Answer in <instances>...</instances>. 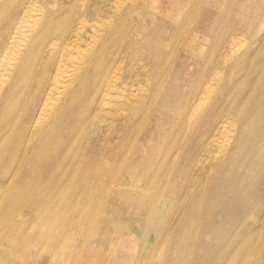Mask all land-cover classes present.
<instances>
[{"label": "bare ground", "instance_id": "bare-ground-1", "mask_svg": "<svg viewBox=\"0 0 264 264\" xmlns=\"http://www.w3.org/2000/svg\"><path fill=\"white\" fill-rule=\"evenodd\" d=\"M114 1L0 0V245L8 246L0 264H20L22 256L27 264H225L223 240L238 236L242 224L249 232L236 238L238 255L227 263L264 264L257 252L247 259L244 244L263 238L264 227L252 231L246 219L224 226L230 214L240 218L250 211L254 218L257 202L264 206V189L254 196L256 185L264 184V83L257 81L264 79V49L253 54L263 66L249 73L256 77L250 81L252 53L235 49L243 31L229 35L221 25L223 36H214L211 52L198 56V76L185 92L181 74L168 82L158 70L148 74L149 67L163 69L170 64L169 48L183 47L207 28L199 14L212 11L208 0H131L119 8ZM245 1H237L236 18L246 17ZM90 17L107 19L104 29L92 35ZM91 36L94 48L80 56L79 46ZM186 48L187 61L206 49ZM223 58L231 63L229 77L212 97L208 85L210 93L203 91ZM185 60L177 58L178 65L185 67ZM122 63L128 65L125 77H119ZM128 86L135 89L125 100ZM154 114L160 117L143 143V126ZM177 188L186 193L178 191L180 212L166 223L174 228L158 232L142 260L151 230L167 221L162 204ZM94 196L110 199L108 213L96 210ZM25 208L35 214L31 230L16 219ZM86 224L97 227L86 232ZM179 237L194 242L185 249ZM39 238L46 241L40 249L33 245ZM125 244L128 249L119 252ZM196 254L203 258L195 260Z\"/></svg>", "mask_w": 264, "mask_h": 264}, {"label": "rangeland", "instance_id": "rangeland-1", "mask_svg": "<svg viewBox=\"0 0 264 264\" xmlns=\"http://www.w3.org/2000/svg\"><path fill=\"white\" fill-rule=\"evenodd\" d=\"M116 1V2H115ZM113 3H112V7H116L115 5H117V7L116 8H119V7H122V6H124V5H126V3H128L129 1H131V0H115ZM118 1V2H117ZM120 1H121V3H120ZM215 3H214V2ZM217 0H208V4H207V6L209 7V9H211L212 11L210 12V13H200L199 14V17H201V16H203V17H201V20H203L204 21V24H203V28L204 27H206L207 26V28H204V29H201V30H203L202 32H199V36L198 37H196L195 39H189V40H187L186 42H185V45L183 46V47H181V48H179V49H172V48H169L168 50H167V53H169V55L171 56V60H170V64H172L171 66H170V64H166V65H163V69L162 68H158V69H154V68H151V67H149V70H150V73H148V74H152V73H154L155 72V70H158V74L160 75L161 73H162V75H165V77H168L167 78V81L168 82H170V81H172L173 82V80H177V79H174V76H177L178 74H181V79H179V85H180V87L182 88L181 90L182 91H185V92H187V90H183L184 88L183 87H188V86H192L193 85V82H194V80H196V78H197V76H198V73H199V69H200V63L202 62L201 60V57H198V56H201V54H202V58H204L207 54H209V52H211V51H209L210 50V48L213 46V44H215V42H216V40H217V38H219V37H222L223 36V33H221L222 32V29H220V28H222V26L221 25H225L226 24V26H227V28H228V30H227V32L229 33V35H231L232 33H234V31H236V30H239V31H243V35H241L240 36V38L238 39V41L235 43V45H236V48L235 49H242V47L241 46H243V48L244 49H242V50H246V52H251L252 54H251V56L248 58V61H247V69H248V78H249V80L251 81V80H256V77H253L251 74H252V72L255 70V69H257L258 68V66H259V68H261L263 65H261V64H263L260 60H259V56H253V54H257L258 52H260V50H262V49H264V11H262L261 10V7L263 6L264 7V0H247V1H245V2H243L242 4H241V7H244L243 8V10L245 11L244 12V14H246L245 16V18H244V20H243V18L242 17H239V18H236V16H235V10H236V7L239 5V4H237V1L238 0H222L223 2L221 3L220 1H218L219 3H217L216 2ZM126 2V3H125ZM211 2V3H210ZM119 3H120V5H119ZM125 3V4H124ZM248 3V4H247ZM214 4V5H213ZM216 4V5H215ZM246 4H247V6H246ZM221 5H222V7H221ZM220 6V7H219ZM223 8L222 10H221V12H224V13H221V12H219V13H217V11H216V9L215 8ZM213 8V9H212ZM217 8V9H218ZM259 8V9H258ZM114 8H112V10H113ZM227 10V12H225L226 10ZM215 12H214V11ZM219 10V9H218ZM110 12H112L111 10H110ZM113 12H114V10H113ZM229 12H231V14L229 13ZM250 12V13H249ZM216 14V15H212L211 16V14ZM226 13V14H225ZM222 14V15H221ZM225 14V15H224ZM111 15H112V13H111ZM211 16V18H210V16ZM252 15V16H251ZM207 16V17H206ZM214 16V17H213ZM216 17V18H215ZM203 18V19H202ZM208 18V19H207ZM92 19V17H90V24L92 25H90V24H88V30H89V32L92 34V35H94L95 33H98V31H101V29L103 28L101 25H103V24H105L106 23V21H107V19H104L103 21L100 19L99 21H98V19L96 18V17H93V20H91ZM206 19V20H205ZM211 19V20H210ZM213 19V20H212ZM96 21V23H98V25L99 26H97V24L95 23V21ZM106 20V21H105ZM105 21V22H104ZM210 21V22H209ZM99 22H101L100 24H99ZM208 22V23H207ZM108 23V22H107ZM208 24H209V26H208ZM211 24V25H210ZM212 24H214L215 26H213ZM221 26V27H217V26ZM94 26H95V28H94ZM104 26V25H103ZM91 27H92V29H91ZM98 27H100L99 29H98ZM208 27H209V29H208ZM210 28H211V30H210ZM216 28V29H215ZM218 28V29H217ZM93 29H94V32H93ZM104 29V28H103ZM159 30H165V31H163L164 33L166 32V31H169V33L172 35L173 33H174V31H171V30H173V29H171V30H169L166 26H161L160 28H159ZM207 30V31H206ZM210 31V32H209ZM215 31L217 32V34H215ZM220 33H219V32ZM204 32V33H203ZM208 34V35H206V34ZM209 36H211V38L209 37ZM214 36H217V38L216 37H214ZM227 37H228V35H227ZM92 38V36L89 38V41L88 42H85V43H83V44H81L80 46H79V48H78V52H79V54H80V56H83V55H85L84 53H85V51H86V53L87 52H89V51H87V50H92L94 47V45L93 46H91L92 44L90 43V39ZM202 38V39H201ZM206 38V39H205ZM209 38V39H208ZM214 38V39H213ZM158 39V38H157ZM197 40V41H196ZM204 41V42H203ZM210 41V42H209ZM208 42H209V44H208ZM214 42V43H213ZM86 43H87V45H86ZM89 44V45H88ZM166 44H168V43H166ZM195 44V45H194ZM197 44V45H196ZM199 44V45H198ZM258 44V46H256ZM188 45V46H187ZM206 45V46H205ZM212 45V46H211ZM251 45V46H250ZM189 47V48H191L192 49V51H194L195 49H197L198 50V48L199 49H201L202 47H205L206 49H204L205 51H204V53H200L199 51H198V54L199 55H194V59H196V60H192L193 61V63H192V61H191V59H189L188 61L187 60H185L186 59V54H188L187 52H186V50H187V48L186 47ZM199 46V47H198ZM246 46V47H245ZM248 46V47H247ZM262 46H263V48H262ZM86 47L88 48V49H86ZM90 47H92V48H90ZM198 47V48H197ZM241 47V48H240ZM83 48L85 49V50H83ZM247 48V49H246ZM80 49H81V51H80ZM172 49V50H171ZM238 49V50H239ZM251 49V50H250ZM256 50L257 52H255V51H252V50ZM90 50V51H91ZM174 50V51H173ZM242 50L240 51L241 53H242ZM177 51H178V53H177ZM84 52V53H83ZM181 52H183V53H181ZM195 52V51H194ZM246 52H243V53H246ZM172 53H173V55H172ZM221 53H223V50H221V48H220V50H217L216 51V55H218V54H221ZM178 55L177 56V58L179 59L180 58V60H185V63L187 64L185 67H180L179 65H178V61H177V58H175L174 56L175 55ZM204 54V55H203ZM140 55H144V52H141V54ZM196 57V58H195ZM253 57V58H252ZM200 58V59H199ZM250 58H252V60H249ZM176 59V61L174 62V60ZM220 59V58H219ZM256 59V60H255ZM171 61L174 63H171ZM251 63H250V62ZM256 61H257V63H259V62H261V63H259V65L258 64H256ZM230 62V60L228 59L227 61H226V59L225 58H223L222 59V62L220 61V69H219V73L217 74L216 73V76L214 75V76H211L210 78H208L209 80H208V82H207V84H206V88H204V91L203 92H205V94H206V92H208V93H210V91L212 92L213 91V93H215V94H213V93H210L209 95H211L212 97H214L215 95H216V93L218 92V89H219V86H220V82H221V80H222V82L225 80L226 82H227V77H229V75H227V74H229V71H230V67H231V63H229ZM253 62H255V63H253ZM223 63V64H222ZM253 63V64H252ZM159 64V63H158ZM177 64V65H176ZM251 64V65H250ZM120 65H122V66H120ZM169 65V66H168ZM197 65H198V67H197ZM228 67H227V66ZM118 66H120L119 67V77H125V71L127 70L126 69V67L128 66L127 64H126V66L122 63V64H119ZM168 66V67H167ZM210 67H211V65H209ZM224 66V67H223ZM230 66V67H229ZM256 66V67H255ZM261 66V67H260ZM123 67H125V68H123ZM178 67H180L179 69H178ZM209 67V68H210ZM249 67H251V68H249ZM254 67V68H253ZM223 68H224V70H223ZM227 68V69H226ZM253 68V69H252ZM164 69L166 70V71H164ZM167 69H168V71L169 72H171V73H169L168 71H167ZM173 71H172V70ZM176 69H178L177 71H176ZM121 70V71H120ZM125 70V71H124ZM221 70V71H220ZM223 70V71H222ZM250 70H252L251 72H249ZM227 71H228V73H227ZM164 72V73H163ZM191 72H193V73H191ZM223 72V73H222ZM227 74H226V73ZM166 73V74H165ZM176 73V74H175ZM184 73V74H183ZM221 73V74H220ZM249 73H251V74H249ZM175 74V75H174ZM224 74V75H223ZM226 74V75H225ZM122 75H124V76H122ZM191 75V76H190ZM184 76V77H183ZM220 76H222V77H220ZM226 76V77H225ZM234 76V75H233ZM190 77V78H189ZM215 77V78H214ZM239 77H240V75H239ZM239 77H236V79H235V81L237 80V79H239ZM173 78V79H172ZM193 78H195L194 80H193ZM218 78V79H217ZM219 78H220V81H218L219 80ZM146 77L144 78H142V81H143V83H146ZM214 79V80H213ZM217 79V80H216ZM193 80V82H191ZM213 82H212V81ZM185 81V83H183ZM258 82H262V84L264 83V79H260V80H257ZM190 83V84H189ZM192 83V84H191ZM224 83V82H223ZM119 84H120V82H119ZM216 84V85H215ZM217 84H218V86H217ZM261 84V85H262ZM207 85L210 87V88H212L210 91H208V89L207 88H209V87H207ZM215 85V86H214ZM130 90H128V89ZM133 88V89H132ZM131 88V86H128V87H126V90L125 91H123V93H122V95L124 96V98H125V100H126V97H128L129 95H131V93L133 92V90L135 89L134 87H132ZM207 89V90H206ZM227 89V88H226ZM261 90H262V88H261ZM215 91H217V92H215ZM222 91L223 92H225L226 90H224V89H222ZM125 92H127V93H125ZM130 94H129V93ZM125 93V94H124ZM207 93V94H208ZM241 93V92H240ZM239 93V94H240ZM126 94H127V96H126ZM204 95V94H203ZM203 95H199V97L197 96V98L194 100V104H195V106H194V104H193V106L194 107H196L198 104L197 103H200L202 100H201V98L203 97ZM218 96H220V95H218ZM218 96H217V99H219L218 98ZM129 97H131V96H129ZM201 97V98H200ZM264 97V96H263ZM263 99V105H264V98H262ZM196 100H198V101H196ZM197 104V105H196ZM157 116H159L158 114H154V115H151L150 116V118L148 117V121L146 120L145 121V123H146V125L144 124V126H143V131H142V134H141V140H142V142L143 143H146V141H147V137L149 136V134H150V132L152 131V128H153V126L151 125V123H153L154 122V120H155V118H158ZM160 117V116H159ZM154 118V119H153ZM153 120V121H152ZM206 173V170H204V172L203 173H201L202 175L203 174H205ZM261 173L264 175V168H263V170L261 171ZM186 175H188V174H186ZM185 175V176H186ZM188 176H190V174L188 175ZM188 176H186V178L188 177ZM188 179H189V177H188ZM258 185V186H257ZM256 185V187H255V194H254V196H255V198L257 199V198H259L260 196H261V193L263 192V189H264V184H261L260 182L258 183ZM139 187H141L140 189L142 190V188H144V186L141 184V185H138ZM138 189V188H137ZM140 189H138V190H140ZM145 189V188H144ZM143 189V191H141L142 193H146L147 194V192H149L150 190H144ZM146 191V192H145ZM178 188H177V190L175 191V193H173L172 195H170V196H168L167 198H166V200H165V202L162 204L163 205V208L165 209V213H166V215H167V221L165 222V226H161L162 228H160V231H158L157 230V228H154L153 230H151V234H150V242L149 243H147V244H145V247H144V251H143V255H142V260H144L146 257H147V255L149 254V252H150V250H151V248L155 245V243H156V241L158 240V232H159V234L160 235H162L161 234V232H163L164 231V233L165 232H167V230L169 229H173L174 228V226H171V227H168L167 228V226H166V223L168 222V224L171 222V217H172V215L174 214V213H177V212H180L179 211V209H178V202L179 201H181V199L182 198H180V197H184V195H185V193H183L182 194V192L180 193V191H179V194H180V197H179V195H178ZM261 192V193H260ZM183 195V196H182ZM178 196V197H177ZM177 198H178V200H177ZM261 198H263V197H261ZM94 202H92V204H94V205H96V206H98V207H96V210L97 211H101V210H104V211H106L107 213L109 212V209H110V204H109V198H107V199H104V198H101V196H94ZM177 202V203H176ZM262 202V201H261ZM96 203V204H95ZM172 205V206H171ZM257 207H256V212H254V218H252V214H251V212L250 211H247L245 214H243L242 216L239 214V216H240V218L238 217V214H236V215H231L230 214V216H229V218L226 220V223L224 224V226H227V227H233V226H235V225H237V224H239L243 219H246L247 221L248 220H250V221H248L249 222V224L250 225H253L255 228H254V230H252V231H255V229L257 228V229H261V228H263L264 227V223L263 222H260L261 220L263 221V218H264V206L262 205V204H259L258 202H257ZM178 206V207H177ZM258 206H260L259 208H258ZM104 207V209H102ZM176 207V208H175ZM187 208L185 209V211H184V213H185V217L187 216H189V213H190V207H191V205H188V206H186ZM262 208V209H261ZM91 209L96 213V214H98L97 213V211L94 209V207H91ZM99 209H101V210H99ZM176 209V210H175ZM211 211V210H210ZM210 211H205V214L208 212L210 215L212 214V212H210ZM262 211V212H261ZM263 214V215H261V214ZM24 214V215H23ZM183 214V213H182ZM209 214H207V216H209ZM21 215H23V216H21ZM31 215V216H30ZM202 215L204 216V214H203V212H202ZM259 215L261 216V217H259ZM259 217V218H258ZM171 218V219H170ZM17 219V221L18 222H21L22 220H25L24 222H27L28 223V226L27 227H30V229H28V230H31L32 228H33V226H34V220H35V214L30 210V209H27V208H25V209H23L22 210V212L20 213V216L19 217H17L16 218ZM261 219V220H260ZM257 220V221H256ZM258 220H260V221H258ZM33 221V222H32ZM164 223V222H163ZM260 223V225H258ZM30 225V226H29ZM87 225H88V227H87ZM90 224H86V226H85V228H84V230L87 232V231H89V230H91L92 228H94V230L96 229V227H97V225L96 224H91L90 226L92 227H90L89 226ZM95 225H96V227H95ZM229 225V226H228ZM257 225H258V227H257ZM215 226V225H214ZM229 227V228H230ZM148 230H149V228L150 227H146ZM167 228V229H166ZM186 226H183L182 227V231H181V233L182 234H184L185 233V231H186ZM178 230H179V227H176V230H175V233H177L178 232ZM180 231V230H179ZM237 231L239 232V231H241V233L240 234H238V236H236L235 238H233V239H224L223 240V243H225L226 245H227V248L222 252V256H221V258L225 261V264L231 259V258H235L237 255H238V252H237V250L235 249L236 248V245L241 241V238H238V239H236L237 237H245V235H243V233H245V232H249V228H248V226H246L245 224H242L238 229H237ZM252 231H250V232H252ZM163 233V234H164ZM263 234H264V228H263ZM179 239H181L182 240V247H184L183 246V244L184 245H186L187 246V248H185V249H188L192 244H193V242L194 241H192V240H188V239H182L181 237H179ZM234 239H236V240H234ZM46 244V241L45 240H43L42 238H39V240H37V241H35L34 243H33V245L35 246V247H37L38 249H40L42 246H44ZM244 244H246V246H248L249 248V250L246 252V257H247V259H251V258H255V256H254V253L255 252H257V253H259V254H261V255H264V237L263 238H254V239H245L244 240ZM7 244H2V245H0V254H2V252H6V250L8 249V246H6ZM210 246H211V249L212 250H215V244H213V243H211V244H209ZM213 246V247H212ZM7 247V248H6ZM252 247L254 248V249H252ZM122 249L123 250H118L119 252H123V251H125V250H127L128 249V245L127 244H125L123 247H122ZM178 255H180V257H182V258H187V259H190V257H191V255L190 254H186V253H184L183 251H180V252H178L177 253ZM198 256H200V258H198ZM196 258H195V260H201L202 258H203V256L202 255H200V254H196V256H195ZM73 260V262H75V259H72ZM197 260V261H198ZM20 264H27V260H26V257H24V256H22L21 258H20V261H18ZM193 264V263H192ZM228 264V263H227ZM233 264H247L243 259H241L239 262H236V263H233Z\"/></svg>", "mask_w": 264, "mask_h": 264}]
</instances>
